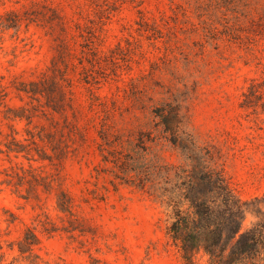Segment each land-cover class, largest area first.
<instances>
[{
    "label": "rangeland",
    "instance_id": "1",
    "mask_svg": "<svg viewBox=\"0 0 264 264\" xmlns=\"http://www.w3.org/2000/svg\"><path fill=\"white\" fill-rule=\"evenodd\" d=\"M9 11L23 20L0 32V264L18 258L26 228L39 264H182L165 207L116 179L138 147L180 162L159 141L156 107H179L242 202L263 196L264 0H2ZM54 63L69 106L43 116L18 89ZM252 85L260 99L248 104ZM148 133L151 144L137 142ZM36 174L53 175V189L33 192ZM253 221L247 213L244 227Z\"/></svg>",
    "mask_w": 264,
    "mask_h": 264
},
{
    "label": "trees",
    "instance_id": "2",
    "mask_svg": "<svg viewBox=\"0 0 264 264\" xmlns=\"http://www.w3.org/2000/svg\"><path fill=\"white\" fill-rule=\"evenodd\" d=\"M25 14L24 19L32 22L33 19ZM22 20L15 11L1 14L0 32L18 29ZM65 51L66 44L62 41L58 54L60 59ZM49 71L51 75L45 73L38 81L22 83L18 90L39 104L43 116H46V110L63 115L69 106L63 86L66 81L64 71L55 63ZM256 89L257 85L250 87L246 103L250 104L249 98L253 96L260 99ZM152 114L156 119L159 141L176 151L180 162L165 163L158 155L150 156L151 152L145 151L146 147H138L136 153L125 158V168L118 167L116 179L122 181L119 184L131 187L165 207L167 236L178 250L182 264H264V194L249 202L239 199L218 163L215 150L199 144L186 132L179 107H156ZM150 135H142L137 142L143 146L148 142L151 144L153 138ZM39 140L43 142L40 137ZM26 154L29 156V151ZM38 155L40 160L57 163L62 160L58 155H46L44 152ZM104 160L108 161L107 156ZM38 178L45 182L39 183ZM34 182L33 192L37 186L50 191L56 179L53 175L42 177L36 174ZM7 183L10 184L11 179ZM56 198L58 209L70 212L69 195L59 188ZM247 213L252 214L254 221L244 227ZM39 243L34 229L26 228L22 238L15 243L18 258L9 264H17L18 260L22 264H39L40 258L35 252ZM10 247L13 248L14 244Z\"/></svg>",
    "mask_w": 264,
    "mask_h": 264
}]
</instances>
